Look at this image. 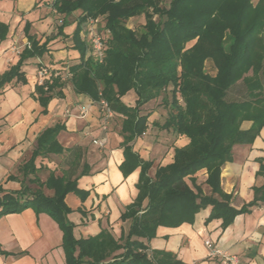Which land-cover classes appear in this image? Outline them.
Masks as SVG:
<instances>
[{
	"label": "trees",
	"instance_id": "1",
	"mask_svg": "<svg viewBox=\"0 0 264 264\" xmlns=\"http://www.w3.org/2000/svg\"><path fill=\"white\" fill-rule=\"evenodd\" d=\"M166 1L53 0L56 12L63 15L58 34L71 17H77L72 39L80 57L68 67L74 91L97 102L105 100L115 114L123 115L125 159L120 169L127 176L141 168L138 195L121 215L123 220L131 219L124 242L107 229L88 238L74 236L65 196L78 188L76 180L65 175L51 174L46 182L35 175L34 190L3 192L0 188V217L33 206L59 223L66 264H183L174 252L150 250L142 239L155 237L159 226L194 222L208 205L212 209L206 222L222 219L223 229L237 215L264 205V160L256 173L263 183L253 187V199L240 208L231 204L232 194L221 186L222 167L232 161L234 147L252 144L264 128V0ZM141 15L142 30L130 27V18ZM97 17H103L110 30L102 61L81 37L84 23ZM8 31L9 26L0 21V40L6 39ZM28 38L18 62L0 75V88L13 79L26 83L25 60L47 51L50 38L43 43L33 35ZM208 63L214 72L207 69ZM63 77L58 70L57 76L37 83L41 104L47 106L54 95L62 94ZM131 89L137 95L135 106L122 100ZM159 97L168 108L167 116L162 124H153L189 141L175 146L173 161L159 164L151 176L153 162L143 160L129 143L147 131L151 113H145L144 106ZM245 121L251 122L248 128L243 127ZM62 128L56 124L37 137L25 166L30 173L36 171L38 156L64 152L57 139ZM202 169L207 170L211 195L197 182L196 173ZM45 185L54 189V195L43 192Z\"/></svg>",
	"mask_w": 264,
	"mask_h": 264
},
{
	"label": "crops",
	"instance_id": "2",
	"mask_svg": "<svg viewBox=\"0 0 264 264\" xmlns=\"http://www.w3.org/2000/svg\"><path fill=\"white\" fill-rule=\"evenodd\" d=\"M62 19L63 15L53 7V0H0V21L9 26L6 39L0 40V75L18 62L20 52L29 43V34L41 43L50 38L42 56L25 60L22 70L26 83L13 79L0 88V188L3 192L29 191L35 189L31 188L32 184L37 188V184L31 182L35 175L43 182L51 174L65 175L68 180H76L78 188L65 196L74 236L88 238L107 229L119 242H124L131 219L123 220L121 215L138 195L141 168L137 167L127 176L120 169L125 159L123 115L116 113L117 121H110L105 130L99 102L74 91L67 71L80 57L72 39L77 17H71L63 33L58 34ZM81 37L87 41L83 32ZM40 64L60 70L64 76L62 94L54 95L47 106L41 104L36 91ZM136 99L133 89L122 97L129 106H135ZM148 107L153 109L144 112H150L153 119L150 121L149 117L147 131L129 144L143 160L153 162L149 174L154 176L159 164L173 161L175 146H184L189 140L153 124L159 122L165 107L161 97L145 104L144 108ZM83 108L87 109L85 115L80 113ZM56 124L63 126L57 139L64 152L38 156L36 171L30 173L25 166L37 146V137ZM250 125V121L243 123L244 128ZM96 138H106V145L95 144ZM261 160H264V128L252 144L236 145L232 161L222 167L221 186L226 193L232 194L231 204L236 208L251 201L253 187L263 183V178L256 176ZM207 176L206 169L196 173L204 193L211 195L213 190L206 182ZM42 190L49 196L55 192L47 185ZM211 209V205L202 208L192 223L159 226L155 237L142 240L150 250L174 252L183 264H264V205L237 215L226 229L222 228V219L206 222ZM207 238L223 252L236 256L238 261L224 262L223 256H210L205 244ZM63 241L64 233L59 223L33 206L0 217V264H66Z\"/></svg>",
	"mask_w": 264,
	"mask_h": 264
},
{
	"label": "built area",
	"instance_id": "3",
	"mask_svg": "<svg viewBox=\"0 0 264 264\" xmlns=\"http://www.w3.org/2000/svg\"><path fill=\"white\" fill-rule=\"evenodd\" d=\"M102 22V17L90 18L84 23L83 33L90 45V48L94 54V56L102 61L105 56V43L106 39L110 35V30L105 26V23L100 26ZM29 44V43H27ZM26 44V45H27ZM21 53V52H20ZM68 72V71H67ZM58 70L53 69L48 65L40 64L37 69V83L44 84L47 80L51 79L53 76H57ZM70 76V73H67ZM100 112H101V120L103 129H107L112 117L115 116V112L109 107L108 103L105 100H101L99 102ZM87 112L86 108L81 110V115H85ZM94 143L99 145L100 147H104L107 143L106 138L94 139ZM205 244L209 250L210 256H223L224 262L232 261L237 262L238 258L236 256H231L221 250V248L210 238L205 239ZM191 264H196L191 263Z\"/></svg>",
	"mask_w": 264,
	"mask_h": 264
},
{
	"label": "rangeland",
	"instance_id": "4",
	"mask_svg": "<svg viewBox=\"0 0 264 264\" xmlns=\"http://www.w3.org/2000/svg\"><path fill=\"white\" fill-rule=\"evenodd\" d=\"M168 1H169V0H167L165 3L167 4ZM103 23H105V19L102 17V22L100 23V26H102ZM144 23H145V19H144V17H142V16H141L140 18H136V19H134V20L130 19V20L128 21V24H129L131 27L138 28L139 30H142V26H143ZM207 69H208L209 71H211V72H214V70H212V65H211V63H208V64H207ZM154 105L157 106L156 104H154ZM150 106H151V105H150ZM155 108H156V107H154V109H155ZM165 108H166V110L168 111V108H167V107L162 108V109H163L162 116H160L159 119H158L160 123L163 122V121L165 120L166 116H167V113H166ZM150 109H153V108H152V107L144 108V111L147 112V111L150 110ZM113 119H115V121H117L116 115H115L114 117H112L110 121H112ZM152 119H153V117H150V121H151ZM59 158H60V157H59ZM58 160H59L60 162L62 161L61 158L58 159ZM31 188H36V185L32 184V185H31Z\"/></svg>",
	"mask_w": 264,
	"mask_h": 264
}]
</instances>
